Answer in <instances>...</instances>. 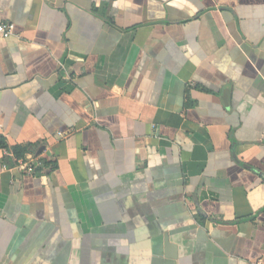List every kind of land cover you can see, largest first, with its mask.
<instances>
[{"label": "crops", "instance_id": "crops-1", "mask_svg": "<svg viewBox=\"0 0 264 264\" xmlns=\"http://www.w3.org/2000/svg\"><path fill=\"white\" fill-rule=\"evenodd\" d=\"M0 22V264H264V0H0Z\"/></svg>", "mask_w": 264, "mask_h": 264}, {"label": "built area", "instance_id": "built-area-1", "mask_svg": "<svg viewBox=\"0 0 264 264\" xmlns=\"http://www.w3.org/2000/svg\"><path fill=\"white\" fill-rule=\"evenodd\" d=\"M15 25L11 22H0V36L7 38L13 34ZM40 164L39 159L19 160L18 167L27 174L33 175L37 166ZM255 264H263L261 260H258Z\"/></svg>", "mask_w": 264, "mask_h": 264}, {"label": "trees", "instance_id": "trees-1", "mask_svg": "<svg viewBox=\"0 0 264 264\" xmlns=\"http://www.w3.org/2000/svg\"><path fill=\"white\" fill-rule=\"evenodd\" d=\"M8 147L7 139L4 136L0 135V148H6ZM13 152L18 155L22 156L25 153V149H22L21 147H13Z\"/></svg>", "mask_w": 264, "mask_h": 264}]
</instances>
